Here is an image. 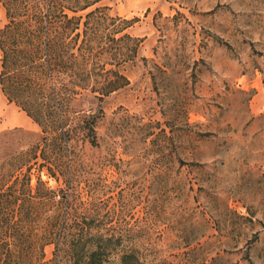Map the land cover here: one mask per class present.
Returning a JSON list of instances; mask_svg holds the SVG:
<instances>
[{
    "label": "rangeland",
    "instance_id": "obj_1",
    "mask_svg": "<svg viewBox=\"0 0 264 264\" xmlns=\"http://www.w3.org/2000/svg\"><path fill=\"white\" fill-rule=\"evenodd\" d=\"M99 5L142 41L121 65L129 83L84 100L95 146L44 143L0 84V170L36 152L33 187L65 192L71 229L50 264L96 250L103 264H264V0H102L76 15ZM53 150L64 173L40 166Z\"/></svg>",
    "mask_w": 264,
    "mask_h": 264
},
{
    "label": "trees",
    "instance_id": "obj_2",
    "mask_svg": "<svg viewBox=\"0 0 264 264\" xmlns=\"http://www.w3.org/2000/svg\"><path fill=\"white\" fill-rule=\"evenodd\" d=\"M101 1L0 0L8 18L0 29L2 91L39 124L42 140L50 146L73 148L80 139L97 144L98 115L86 110L84 100L89 94L102 100L126 86L121 65L139 56L142 40L125 32L133 20L114 17L102 5L76 15ZM55 153L44 151L40 157L48 164L40 166L64 173L55 164ZM38 157L27 154L10 172L0 170V264H50L46 247L59 246L71 229L60 222L65 192L41 179L32 185L30 163ZM24 167L25 173L15 174ZM103 260L96 250L75 264ZM121 261L140 264L128 252Z\"/></svg>",
    "mask_w": 264,
    "mask_h": 264
}]
</instances>
